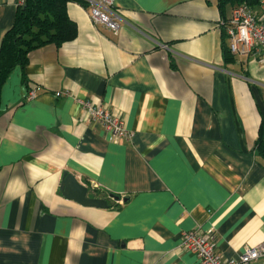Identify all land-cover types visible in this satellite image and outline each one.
<instances>
[{
    "label": "crops",
    "instance_id": "obj_1",
    "mask_svg": "<svg viewBox=\"0 0 264 264\" xmlns=\"http://www.w3.org/2000/svg\"><path fill=\"white\" fill-rule=\"evenodd\" d=\"M81 1L76 37L31 51L0 92V264H200L180 246L190 230H211L223 258L264 243V63L224 60L232 7L113 0L114 33ZM19 3L0 0V44ZM65 174L107 207L64 198Z\"/></svg>",
    "mask_w": 264,
    "mask_h": 264
},
{
    "label": "built area",
    "instance_id": "obj_2",
    "mask_svg": "<svg viewBox=\"0 0 264 264\" xmlns=\"http://www.w3.org/2000/svg\"><path fill=\"white\" fill-rule=\"evenodd\" d=\"M89 5V15L94 24L101 25L114 33L118 32L117 14L113 11V0H84ZM229 52L234 57L254 58L264 63V0L257 8L238 5L231 11L225 25ZM57 93L56 96H60ZM36 96L29 91L27 99ZM83 110L89 119L97 122L116 140L128 139L131 134L126 129L123 118L111 115L100 105L82 101ZM181 249L196 256L200 264H252L264 258V243L245 247L237 257L223 258L216 250L215 235L209 230H190L182 233Z\"/></svg>",
    "mask_w": 264,
    "mask_h": 264
},
{
    "label": "trees",
    "instance_id": "obj_3",
    "mask_svg": "<svg viewBox=\"0 0 264 264\" xmlns=\"http://www.w3.org/2000/svg\"><path fill=\"white\" fill-rule=\"evenodd\" d=\"M260 1L262 0H217V8L220 15L225 17L228 7L233 9L238 5H246L255 9ZM70 2L84 4L81 0H20L13 25L0 44V92L10 73L16 67L26 65L31 51L48 44L59 47L76 37V24L67 14ZM223 29V58L226 62H232L225 27ZM256 147L264 157V141L258 140Z\"/></svg>",
    "mask_w": 264,
    "mask_h": 264
},
{
    "label": "water",
    "instance_id": "obj_4",
    "mask_svg": "<svg viewBox=\"0 0 264 264\" xmlns=\"http://www.w3.org/2000/svg\"><path fill=\"white\" fill-rule=\"evenodd\" d=\"M60 191L64 198L86 207L106 208L104 199L88 197V189L81 185L72 175L63 176ZM117 200V198H115Z\"/></svg>",
    "mask_w": 264,
    "mask_h": 264
},
{
    "label": "rangeland",
    "instance_id": "obj_5",
    "mask_svg": "<svg viewBox=\"0 0 264 264\" xmlns=\"http://www.w3.org/2000/svg\"><path fill=\"white\" fill-rule=\"evenodd\" d=\"M229 11H230V7L227 8V12H229Z\"/></svg>",
    "mask_w": 264,
    "mask_h": 264
}]
</instances>
